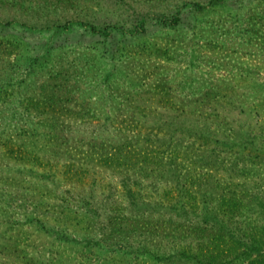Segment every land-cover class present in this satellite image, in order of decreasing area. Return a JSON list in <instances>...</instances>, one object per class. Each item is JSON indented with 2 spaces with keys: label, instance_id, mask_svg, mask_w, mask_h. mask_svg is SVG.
Wrapping results in <instances>:
<instances>
[{
  "label": "rangeland",
  "instance_id": "obj_1",
  "mask_svg": "<svg viewBox=\"0 0 264 264\" xmlns=\"http://www.w3.org/2000/svg\"><path fill=\"white\" fill-rule=\"evenodd\" d=\"M167 119L202 231L153 240L158 256L138 233L97 240L95 214L169 217L139 199L173 183L91 142L161 136ZM0 264H264V0H0Z\"/></svg>",
  "mask_w": 264,
  "mask_h": 264
},
{
  "label": "trees",
  "instance_id": "obj_2",
  "mask_svg": "<svg viewBox=\"0 0 264 264\" xmlns=\"http://www.w3.org/2000/svg\"><path fill=\"white\" fill-rule=\"evenodd\" d=\"M163 21L170 24H176L179 21V17H163ZM86 26L89 32L102 34V36L106 35L104 30L97 28L95 24L86 23ZM173 106H175V104ZM160 122V119H158L157 123ZM162 123L167 124L169 130L161 136L154 134L153 130H149L144 136L138 135L136 138L130 136L119 144L99 142L97 140L91 142L90 147L92 151L90 154L97 153L101 157V159H98L102 163L104 162L110 166H125L127 169L136 168L138 173L152 178L165 177V174L167 173L170 175V181L173 183V185H170L169 189L164 192V198L161 197L162 199H158L157 202L139 199L141 205L150 206V204H153L154 207L156 206L159 209H167L171 212L169 217L165 219L163 217L164 215L159 214L157 218L153 219L150 214H146V216L139 214L137 217V215H127L126 213H114L108 217L107 222H101L99 221V214H95V218H97L95 221L87 219L83 224L85 226L84 229H90L91 226L98 227L99 238L97 240L102 239L101 236L104 235L105 231L107 232L106 228H110V231H108L109 237L113 238L114 234L123 236L121 240H117L118 246L134 247L135 242L129 240V237L131 233H138L141 237L139 240L143 239V242L138 241L137 243L140 244L135 246L150 251L152 254L156 255V252L161 246L157 245L156 242L153 243V240L161 241L162 239H170L173 237L177 241H182L188 233L197 235L202 231L203 227L200 224L201 215L198 211L196 196L197 190L192 187V184L196 182V178L187 176V173L182 171L187 153L181 147L177 148V145H181L179 137L183 132V123L174 119H167ZM53 135L54 136L52 137H54L58 143L60 135L55 132ZM154 135L155 138H153ZM140 143H145L146 145H139ZM135 183L138 182L134 181V183L131 184L129 176H125L122 179V185L130 196L135 193L134 188L132 187L137 185ZM136 199L137 198L134 197L130 199V205L135 203ZM164 199L167 200L166 203L162 202ZM229 201H231V198L228 199V202ZM87 204H89V202L85 203V206H87ZM84 208L88 211H92L91 207ZM67 210H69V208ZM72 212L73 214L71 216H75L76 211L73 210ZM221 226L225 227V225ZM64 238L77 241L76 237L74 238L65 235ZM147 243H151L153 246L149 247ZM175 253L179 256L185 255L183 248ZM163 255L166 256V254ZM171 255L172 254H168V256Z\"/></svg>",
  "mask_w": 264,
  "mask_h": 264
}]
</instances>
